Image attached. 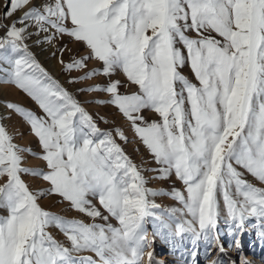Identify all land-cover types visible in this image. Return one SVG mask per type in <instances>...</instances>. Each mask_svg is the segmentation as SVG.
Returning <instances> with one entry per match:
<instances>
[{"label":"snow or ice","instance_id":"snow-or-ice-1","mask_svg":"<svg viewBox=\"0 0 264 264\" xmlns=\"http://www.w3.org/2000/svg\"><path fill=\"white\" fill-rule=\"evenodd\" d=\"M5 9L0 83L25 93L41 114L5 106L29 125L41 151L14 143L0 123V209L7 212L0 264H161L149 221L152 237L174 248L175 238L190 239L191 264L200 240L207 264H222V218L234 251L242 252L249 221L264 241V187L253 182L264 185V0H6ZM41 34L35 43L68 37L83 46L79 55L58 49L72 53L60 61L68 83L107 94L95 103L114 107L130 125L159 165L153 179L174 175L183 190L147 187L144 169L117 142H128L124 131L102 129L30 51L27 41ZM117 73L124 81L113 79ZM100 77L107 82L89 83ZM25 152L45 167L24 166ZM24 175L49 187L33 190ZM51 195L91 222L43 208L40 199ZM159 195L180 207L162 208L151 199Z\"/></svg>","mask_w":264,"mask_h":264},{"label":"rangeland","instance_id":"rangeland-1","mask_svg":"<svg viewBox=\"0 0 264 264\" xmlns=\"http://www.w3.org/2000/svg\"><path fill=\"white\" fill-rule=\"evenodd\" d=\"M6 0H0V15L3 14L5 9ZM3 33H0L2 35ZM44 34H41L40 37L33 36L31 39L27 41L29 44L30 51L34 54L37 61L44 67L50 75H52L56 80H58L65 88H67L70 92H73L80 102L86 107V109L93 115L94 119H96L98 125L102 129L112 130L117 127L121 128L125 135L128 137V142L125 143L123 141H117L121 144L126 154L136 163L139 167L144 169L143 175L148 180L147 187L155 189L157 191L163 190L164 192H171L173 188H177L183 190V186L180 181H178L173 175L170 179L167 180H159L153 179V177L157 176L158 173L155 171H151L152 169H156L159 167L152 159L144 145L140 142V140L135 136L132 131L130 125L124 120V118L118 113L117 109L107 104H98L95 103L96 100L99 99H107V94L104 93H82L79 92L78 89L82 87H86V84L81 82L77 84L68 83L69 74L65 73L62 68L63 65L60 63L61 59L65 62H68L69 57L72 53L65 51L63 56L58 51V49L64 45L72 49L73 53L79 55L83 52V46L79 44H74L70 41L68 37H64L61 40L56 41L53 44H48L45 42L35 43L37 39L43 41ZM7 67V65H3ZM90 67L92 64L89 65ZM182 72L188 76L190 79H193L190 69L185 67L182 69ZM81 73L73 71L71 76H78ZM4 73H0V76H3ZM113 79H119L124 81V77L121 73H117L113 76ZM106 79L103 77L94 78L93 81L89 83H106ZM195 82V81H194ZM129 90H135L134 86ZM121 91H125V89H121ZM8 102L19 104L26 109L32 110L37 114H41L38 107L35 103L21 90L17 89L13 85L2 84L0 83V123H2L8 132L14 136V143L18 144L22 148H31L34 152L39 153L41 151L37 139L30 133L29 125L23 120V118L15 113L12 110H9L5 105ZM145 117L149 120L158 119V117L151 112L146 111L144 113ZM103 117L108 123H104L101 119ZM20 133V134H18ZM25 156L24 166L28 167H38L44 168V163L37 157L32 156L31 154L25 152L23 154ZM29 184L30 188L33 190L37 189H47L49 185L47 182L42 181L39 178H33L27 175L22 177ZM252 180L250 176L247 177ZM260 185L259 182L253 181ZM155 203L161 205L162 208L168 207H180V205L174 201L168 195H159L157 197H152ZM40 204L43 208L58 215L65 216L67 218H78L85 219L86 222H91L90 219L85 218L82 214L72 211L68 205V202L62 201V198L58 195L46 196L40 199ZM96 203V201H93ZM97 207L99 205L97 204ZM6 210L0 209V216H6ZM103 223V221H97ZM111 223L116 224L115 220H111ZM254 221H249L246 224V231L240 235V239L243 244L242 252H236L232 248L228 247L229 237L226 235L227 226L224 224L223 218L220 221V233H221V241L224 243L226 250H228L225 254L228 257V260L223 262L222 264H230L231 258L233 254L235 256V264H241L242 258H247L248 256L253 257L251 252L248 250H255L258 247L259 237L257 236L258 229L252 228L251 224ZM146 229L149 232L150 238L154 239V243L152 245V249L155 252V258L157 261L161 262V264H170V261L173 264H191V256L189 253L193 250L190 239H186L181 241L179 238H175V244L177 245L175 248L172 243L167 242L166 240L161 239L159 236L152 237L153 226L152 222L146 224ZM51 234L61 242L67 243L65 238L60 234V232L52 227L49 229ZM262 242V247L264 246V241L260 239ZM254 244H257L253 247ZM260 246L259 251L261 257H259L260 263L264 264V248L262 249ZM150 249V250H152ZM246 249V250H245ZM205 244L203 240L198 241V247L196 251L198 252V264H207V261L204 256ZM212 255L215 257L217 255V249L212 248ZM203 252V253H202ZM83 255H93L92 253H83ZM168 256V258L166 257ZM254 262V260H249Z\"/></svg>","mask_w":264,"mask_h":264},{"label":"bare ground","instance_id":"bare-ground-1","mask_svg":"<svg viewBox=\"0 0 264 264\" xmlns=\"http://www.w3.org/2000/svg\"><path fill=\"white\" fill-rule=\"evenodd\" d=\"M257 245V244H254L253 247ZM262 247V242H260V238H259V242H258V247L252 251V249L248 250L249 252H251V255H253V257L251 256H248L246 259L247 260H254L253 264H261L260 263V260H259V257H261L262 255H260V251H259V247ZM264 248V246L262 247V249ZM246 250V249H245ZM228 251V250H227ZM226 251V252H227ZM203 253V252H202ZM168 258V256H166ZM219 259L223 262H225L226 260H228V257L226 256V254H219ZM231 263L230 264H233V262H235V256L233 254V257L231 258ZM170 264H173L171 261H170Z\"/></svg>","mask_w":264,"mask_h":264}]
</instances>
